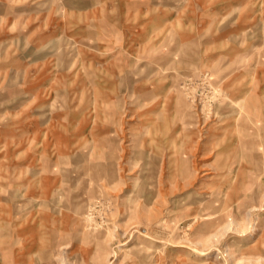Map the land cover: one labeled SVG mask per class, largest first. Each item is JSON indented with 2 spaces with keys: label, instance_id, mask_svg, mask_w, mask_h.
Here are the masks:
<instances>
[{
  "label": "rangeland",
  "instance_id": "rangeland-1",
  "mask_svg": "<svg viewBox=\"0 0 264 264\" xmlns=\"http://www.w3.org/2000/svg\"><path fill=\"white\" fill-rule=\"evenodd\" d=\"M0 264H264V0H0Z\"/></svg>",
  "mask_w": 264,
  "mask_h": 264
},
{
  "label": "crops",
  "instance_id": "crops-1",
  "mask_svg": "<svg viewBox=\"0 0 264 264\" xmlns=\"http://www.w3.org/2000/svg\"><path fill=\"white\" fill-rule=\"evenodd\" d=\"M18 9V8H17ZM20 10V9H19ZM24 13L23 12H20V14H18V16L20 17V16H22V17H24V15H23ZM59 38V37H58ZM51 39V38H50ZM50 41V40H49ZM41 105H42V107H43V104H40V107H41ZM88 128V127H87ZM87 128H86V134H87ZM89 130H90V128H89ZM46 131H47V129L45 130V134H46ZM44 134V135H45ZM43 135V136H44ZM73 145H71V146H69V147H72ZM68 147V148H69ZM58 161V160H57ZM57 161H55V162H52V164L55 166V164H56V162ZM51 167V166H50ZM51 174H55V175H53V179H51ZM49 177H48V179H49V184H50V187L48 188V189H50L51 188V190H52V188H56V189H58L59 187H60V182H61V179H63L62 177H61V175L59 174V168L58 167H52V170L50 171V174L48 175ZM50 190V191H51Z\"/></svg>",
  "mask_w": 264,
  "mask_h": 264
},
{
  "label": "bare ground",
  "instance_id": "bare-ground-1",
  "mask_svg": "<svg viewBox=\"0 0 264 264\" xmlns=\"http://www.w3.org/2000/svg\"><path fill=\"white\" fill-rule=\"evenodd\" d=\"M173 35V34H172ZM171 35V36H172ZM142 71V70H141ZM79 80V79H78ZM149 81V80H148ZM136 85V84H135ZM146 89L143 87V86H134L130 91H129V93H130V96H132V97H134V99H136V98H141V99H143V94H146V92H143V91H145ZM139 92V93H138ZM142 92V93H141ZM243 96V95H242ZM239 99V98H238ZM165 102V101H164ZM164 102H163V104H164ZM167 103V102H166ZM163 106V105H162ZM241 107V106H240ZM242 107H244V105L242 104ZM151 145H152V143H151ZM93 171V170H92ZM96 172V171H95ZM61 175V174H60ZM100 174H98V176H99Z\"/></svg>",
  "mask_w": 264,
  "mask_h": 264
}]
</instances>
